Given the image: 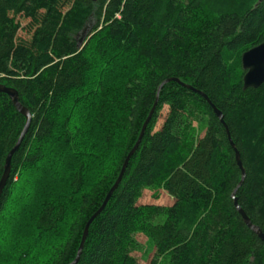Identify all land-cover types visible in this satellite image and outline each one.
<instances>
[{
  "label": "trees",
  "instance_id": "16d2710c",
  "mask_svg": "<svg viewBox=\"0 0 264 264\" xmlns=\"http://www.w3.org/2000/svg\"><path fill=\"white\" fill-rule=\"evenodd\" d=\"M261 41L264 0H0V83L30 113L0 193V222L10 215L13 226L5 234L0 227V264L74 258L158 84L171 77L220 111L244 169L240 184L207 102L167 81L74 264H139L135 233L154 249L147 264H264V239L231 198L235 189L237 205L264 234V80L242 88L240 66L241 53ZM23 124L0 92V174ZM144 188H162L172 202L137 203ZM21 194L25 210L13 215Z\"/></svg>",
  "mask_w": 264,
  "mask_h": 264
},
{
  "label": "water",
  "instance_id": "95a60500",
  "mask_svg": "<svg viewBox=\"0 0 264 264\" xmlns=\"http://www.w3.org/2000/svg\"><path fill=\"white\" fill-rule=\"evenodd\" d=\"M91 1H94V0H91ZM240 66H241V69L243 71L242 77H241L242 88L257 87L258 85H260L263 82V80H264V41H261L260 43L248 48L247 50H245L241 53V55H240ZM170 80L175 81V82L179 83L180 85L187 87V88L191 89L193 92H196L197 94H199L207 102V104L209 105L212 112L214 113V115L219 120V122L224 126L229 145L233 150L234 161H235V163L239 169V172H240V178L236 184V187L240 184V182L243 178V175H244V170H243L242 165H241L240 160H239V154H238L236 148L234 147L232 141L230 140V138L228 136L227 129H226V126L223 122L222 115H221L220 111L207 99L205 94H203L202 92L195 90V89L191 88L190 86L179 82V80L177 78H172V77L166 78L158 84L154 101H153L150 109L148 110V112L146 114V117L144 118V120L140 126L136 140L134 141L133 145L130 147V149L128 150V152L126 153V155L124 156V158L122 160L120 169L118 171V174H117L115 180L113 181L111 186L107 189L100 205L85 221L83 228H82V232L80 235V239H79V243H78V246L76 249L75 256L67 264H74L77 261L78 256H79L80 251H81V248H82V245H83V241H84L89 223L103 209L106 201L108 200L112 191L114 190V188L118 184V182L121 178L122 172H123L125 165L127 163V160L130 157V155L134 152V150L136 149V147L139 143V140L142 136V133L144 131L145 125H146V123H147V121H148V119H149V117L153 111L154 105H155L156 100H157L158 90L160 89V87L165 82L170 81ZM0 92L6 94V96L9 98V100H10L11 104L13 105V107L15 108V110L24 117V124L22 126V129H21L15 143L9 149V151L6 153L5 158H4V162H3V166H2V172L0 174V193H1L2 188L5 184L6 179H7L8 173H9L10 157H11L12 153L15 151V149L17 148V146H18L22 136L24 135L25 131L27 130V127L29 125V120H30V113L24 106H22L18 102L17 93H16L15 89H13L11 87H7V86L0 83ZM234 190L231 193L232 203H233L236 211L238 212L241 220L252 232H254L257 235V237L259 239H264V234L260 232V230L258 229L257 226L251 224L248 217L241 210V208L237 205L236 199L234 197Z\"/></svg>",
  "mask_w": 264,
  "mask_h": 264
},
{
  "label": "rangeland",
  "instance_id": "374dc122",
  "mask_svg": "<svg viewBox=\"0 0 264 264\" xmlns=\"http://www.w3.org/2000/svg\"><path fill=\"white\" fill-rule=\"evenodd\" d=\"M24 23V20H21V25ZM90 25H91V22H89L87 24V26L85 27L84 31H83V34L81 33V35L79 36V38H83L84 34H86L88 31H89V28H90ZM17 34L19 36H24V32L21 31V30H18ZM167 111V106L166 105H163L158 113V117H157V120H156V123L154 125V129H158L164 116H165V113ZM192 126L196 127V122L193 121L191 122ZM202 129L201 128L199 131H197V134L201 135L202 134ZM198 135V136H199ZM37 176L41 175V171L38 173L36 172L35 173ZM33 175H31V178ZM30 179V178H29ZM47 179H49V175L47 172H45V176L43 178V182L45 183H48L49 181H47ZM24 185L26 187H29L27 186L28 185V182L27 181H24ZM23 184V183H22ZM38 190V189H37ZM28 191V188L26 189V192L27 193ZM24 194H21L19 197H20V200L18 201L17 198L15 199V203H17L15 206V210L12 211V214H18L20 213L21 211H24L25 209L22 210V205L19 204V202H23L22 200V197H23ZM27 195V194H26ZM25 197V195H24ZM26 199V197H25ZM172 202V198L162 189V188H144L141 190L140 192V195L138 197V200H137V203H141V204H159V205H168ZM8 214H11V213H8ZM10 215H8L7 217H5V219L3 218L4 222H0V227H3V234H5L6 232H10L13 228V226H9L11 225V223H9V219H10ZM135 238L137 240V242L140 244V249L139 250H136L134 252H132L131 254L133 256L136 257L137 261L139 264H147L149 263V261L152 259V256H153V252H154V249L153 247L148 243L146 237L143 235V234H140V233H135ZM3 237H0V243H2L3 241Z\"/></svg>",
  "mask_w": 264,
  "mask_h": 264
},
{
  "label": "bare ground",
  "instance_id": "6f19581e",
  "mask_svg": "<svg viewBox=\"0 0 264 264\" xmlns=\"http://www.w3.org/2000/svg\"><path fill=\"white\" fill-rule=\"evenodd\" d=\"M244 170V169H243ZM244 176V175H243Z\"/></svg>",
  "mask_w": 264,
  "mask_h": 264
}]
</instances>
